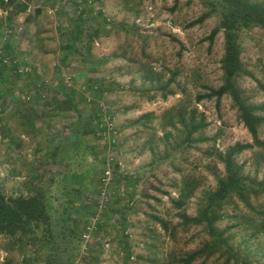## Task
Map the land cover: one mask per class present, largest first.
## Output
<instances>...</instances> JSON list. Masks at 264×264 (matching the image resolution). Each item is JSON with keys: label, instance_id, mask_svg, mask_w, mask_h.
Returning <instances> with one entry per match:
<instances>
[{"label": "rangeland", "instance_id": "1", "mask_svg": "<svg viewBox=\"0 0 264 264\" xmlns=\"http://www.w3.org/2000/svg\"><path fill=\"white\" fill-rule=\"evenodd\" d=\"M95 1L4 0L9 5L0 7V59L6 58L0 70V188L6 196L34 194L31 180L39 181L45 171L62 172L71 163L76 126L87 120L62 116L54 102L63 99L59 88L74 89L87 98L78 101L84 117L94 114L96 104L101 114L93 132L78 134L80 146L89 151L75 161L80 178L72 185L78 191L67 186L61 198L84 226L74 264H170L172 256L209 240L204 224L182 216H197L201 198L224 175L223 164L211 153L251 143L229 97L197 100L206 87L221 84L223 32L209 45L217 15L188 27L204 12L200 0ZM239 43L248 74L237 79V86L248 104H263L264 28L240 32ZM68 44L75 50L65 58ZM151 72L160 81H146ZM102 86L110 89L101 92ZM193 110L198 120L204 114L207 126L181 143L184 132L178 135L170 119L177 113L189 117ZM146 112L155 117L144 129L134 121ZM261 132L264 138V126ZM261 153L256 148L236 157L244 175L257 181L264 174L257 159ZM47 183L45 177L39 181ZM250 201L263 208L264 192ZM222 214L216 227L238 253L227 260L217 252L193 264H264V229L249 220L264 215L255 216L236 198ZM156 218L167 223V230ZM98 223L106 229H97ZM120 225L126 226L130 257ZM114 239L119 249L111 245ZM13 240L0 236V264H40L36 247Z\"/></svg>", "mask_w": 264, "mask_h": 264}, {"label": "trees", "instance_id": "2", "mask_svg": "<svg viewBox=\"0 0 264 264\" xmlns=\"http://www.w3.org/2000/svg\"><path fill=\"white\" fill-rule=\"evenodd\" d=\"M99 1L96 0L95 2ZM200 1L204 7V12L197 19L191 21L188 27L201 24L213 15H217V26L211 30L206 39L211 45L215 36L222 31L224 36V54L221 59L222 78L220 86L216 89L206 87L208 92L202 95L199 94L197 100L215 98L219 102L221 98L229 97L233 106L237 109L240 121L251 136V143H235L229 146L223 154L221 152L211 153L223 164L224 175L217 179L216 188L213 191L206 192L205 196L201 198L197 216L194 218L182 216L188 223H194L195 225L204 224V229H207L209 234V240L197 250L186 252L179 258L172 256L170 264H193L196 259L200 257L207 259L217 252L223 253L228 260L231 256L238 253V249L229 243V237L225 235V231L216 227L217 221L223 216L224 207L229 202H232L234 198L241 201L246 209L255 216L264 215V207L256 208L252 206L253 204L250 201L251 197L258 199L259 195L264 192V174L261 181L249 178L244 175V165L236 161V157L244 151L257 148L260 152L263 151L257 159L264 163V138L261 132L264 126V103L257 105L248 104L242 95V90L237 86V79L248 74L240 58L239 34L244 30H250L255 27L264 28V4L253 0ZM10 2L12 4V0ZM7 5L9 4H6L4 0H0V7L5 8ZM102 19L104 25L107 23L112 27L113 23L107 22L105 18ZM74 50V44H68L65 47V58L73 54ZM5 59H0V70L6 67V63H2L3 61L6 62ZM9 62L17 68V64H14L13 60ZM155 75V72L147 73L144 78L146 81H160V77ZM174 79L175 77H172L168 81L171 82ZM109 89L110 87L108 86H102L100 91L107 92ZM59 90L62 92L63 99L54 102V109L61 113L62 116L65 114L68 116L76 115L79 122L87 120L85 125L76 126L75 136L77 138L74 139L72 143L73 149L68 156L71 159V163L62 172L45 171L43 178H47V185H39V181L43 178L34 182L31 180V183L35 184L32 186L34 194L16 197L6 196L0 188V236L15 238L13 243L36 247L35 258L40 264H74L78 259L82 242L81 233L84 226L71 216V213H73L72 204L69 205L68 202L62 204L61 198L63 189L71 186L80 178V165L75 162L76 159H80L82 155L89 153L88 149L80 146L78 134L93 132L97 122L95 119L101 117L97 104L94 114L88 118L84 117L83 112L79 110V102H85L87 98L83 97L82 94L79 97V94L74 89L64 91L59 88ZM92 103V100H88L87 106L89 105L91 108ZM195 114V110L191 112L189 117H185L183 113H177L176 119H170V124L178 135L182 131L184 132L181 143L191 141L195 133L207 126L204 114H201L199 120ZM154 117L153 112H146L143 116L136 119L134 123H140L146 129ZM197 120L198 122H196ZM71 127L72 125H70V131L72 130ZM170 134V132H166L165 135L168 137ZM39 177H41V174H39ZM84 178H88V176ZM35 179H37V176ZM75 186H71V192L78 191ZM191 192H193V189H190L189 192L187 191V194L189 195ZM249 220L256 222L252 224L253 226L264 229V217L259 220L249 218ZM117 221L119 222L120 220ZM156 221L161 223L162 227L167 230L166 222L164 223L158 218H156ZM102 225L98 223L97 229L105 230L106 228ZM123 226L120 225L122 228L121 235L125 240L124 246L126 247L127 257H130V246L127 241L128 234L125 231L126 226ZM114 240L115 242L113 243L115 245L110 243L117 249L119 242L117 239ZM84 259L86 260V258ZM159 264L167 263L160 262Z\"/></svg>", "mask_w": 264, "mask_h": 264}, {"label": "built area", "instance_id": "3", "mask_svg": "<svg viewBox=\"0 0 264 264\" xmlns=\"http://www.w3.org/2000/svg\"><path fill=\"white\" fill-rule=\"evenodd\" d=\"M5 1H7V0H5Z\"/></svg>", "mask_w": 264, "mask_h": 264}]
</instances>
